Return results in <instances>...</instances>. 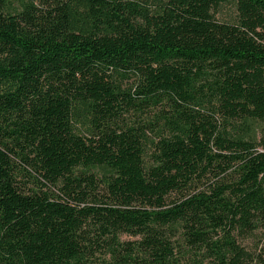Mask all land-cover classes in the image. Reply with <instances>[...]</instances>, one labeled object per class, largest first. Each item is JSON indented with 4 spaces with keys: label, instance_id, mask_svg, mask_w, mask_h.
<instances>
[{
    "label": "trees",
    "instance_id": "trees-1",
    "mask_svg": "<svg viewBox=\"0 0 264 264\" xmlns=\"http://www.w3.org/2000/svg\"><path fill=\"white\" fill-rule=\"evenodd\" d=\"M0 264H264V0H0Z\"/></svg>",
    "mask_w": 264,
    "mask_h": 264
},
{
    "label": "rangeland",
    "instance_id": "rangeland-1",
    "mask_svg": "<svg viewBox=\"0 0 264 264\" xmlns=\"http://www.w3.org/2000/svg\"><path fill=\"white\" fill-rule=\"evenodd\" d=\"M215 18L221 22L231 21L235 16V10L232 4H223L218 7L214 14ZM123 239H127L126 237H122ZM243 245L246 247L251 246L249 241L243 242Z\"/></svg>",
    "mask_w": 264,
    "mask_h": 264
}]
</instances>
